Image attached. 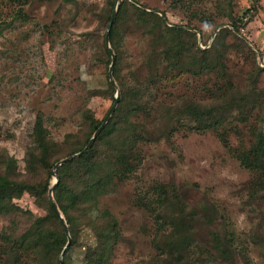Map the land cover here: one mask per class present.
Returning <instances> with one entry per match:
<instances>
[{"label":"rangeland","instance_id":"obj_1","mask_svg":"<svg viewBox=\"0 0 264 264\" xmlns=\"http://www.w3.org/2000/svg\"><path fill=\"white\" fill-rule=\"evenodd\" d=\"M79 1L84 4L81 10L65 0H0L4 19L10 21L19 9L27 15L0 35V153L13 157L14 174L19 179L49 180L51 186L55 182L40 162L28 167L32 159L29 152L36 148L33 134L38 113L54 142L50 154L54 158L78 145V138L86 137L90 118L103 122L117 88L121 90L115 80L118 87L108 92L107 70L93 63V49L84 42V34L98 27L96 13L107 0ZM140 1L166 11L169 25L193 22L197 28H186L197 32L202 49L210 47L221 28H232L215 0H195L191 5L175 0ZM253 5L257 10L244 17V11ZM235 15L242 21L239 30L224 41V65L212 72L169 75L160 82L158 102L175 103L189 96L208 105L224 106L217 102L218 91L238 87L255 94L249 75L257 65L264 68V0H236ZM190 42L194 50L196 41ZM124 44L130 62L138 64L144 56L136 34L128 36ZM125 84H133V80L126 77ZM257 87V92L264 93V72ZM221 112L224 120L216 128H203L194 119L182 117L170 135H158L155 130L158 115L142 116L155 136L139 143L134 171L98 202V214L102 209L111 210L120 222L122 240L112 264H264V168L251 154L255 133L263 125L264 106H257L245 120L235 109ZM35 153L40 152L37 149ZM164 186L178 187L187 210L197 211L199 216L192 222L195 239L183 263L161 240V233L172 229L161 213L159 196ZM17 202L34 217L46 212L28 192ZM30 217L0 216V231L20 235L31 223ZM88 238L98 240V230L85 228L80 241ZM81 251L78 244L70 264H86ZM4 257L0 264H5Z\"/></svg>","mask_w":264,"mask_h":264},{"label":"trees","instance_id":"obj_2","mask_svg":"<svg viewBox=\"0 0 264 264\" xmlns=\"http://www.w3.org/2000/svg\"><path fill=\"white\" fill-rule=\"evenodd\" d=\"M18 1L27 3L30 0ZM65 1L75 4L78 10L84 7L79 0ZM115 1H106V5L96 13L98 27L84 34L85 46L93 49L91 60L93 63L98 62L105 66L108 78L112 56L106 43V32ZM192 1L195 0H175L177 4L182 5H191ZM235 1L215 0L219 13L228 18L232 28L224 27L217 31L214 41L207 49L198 46L197 32L186 28H197L193 22H187L186 25H169L170 19L166 11L152 8L140 0L122 1L110 35L111 46L117 56L113 75L121 86L119 103L93 145L56 170L59 180L53 195L68 223L71 235V243L63 255L64 264H70L72 251L78 244L82 245L81 253L86 264H112V256L122 240L120 222L111 210L102 209L98 214V202L101 196L114 190L118 184L124 183L134 171L135 160L139 155V143L143 140H151L155 136V131L149 129L142 121L144 116L146 118L151 114L158 115L159 118L154 122L155 130L158 135H170V131L176 129L175 125L182 117L194 119L203 128L213 129L224 120L221 109H235L242 120H245L257 106L263 108L264 93L256 90L264 68L258 65L249 75L255 94L249 93L248 90L241 91L238 87L222 92L217 90L219 96L217 102H223L224 106L208 105L189 96L188 98L182 96L181 101L175 103L157 100L160 82L169 75L175 78L187 72L192 74L212 72L224 65L223 50L226 49L224 41L229 34L239 30V22L242 21V18L235 15ZM252 1L256 2V0ZM254 10H257L256 5L247 8L243 16L252 15ZM14 11L10 21L4 19L0 12V35L3 34L4 29L11 27L14 21L19 18L26 19L27 15L22 9ZM73 15L75 17L76 13ZM131 34H136L137 45L140 47L141 55L144 56L135 65L128 59L124 44ZM191 39L196 41L194 50ZM126 77H130L133 84L126 85ZM107 90L110 93L115 91V85L110 80ZM250 103L251 110H249ZM261 115L260 122L263 125L255 133L251 154L264 168V112ZM85 116L87 117L86 114ZM160 117L164 120L159 121ZM101 123V119L90 118L86 125V137L81 139L76 136L79 139L78 145L53 158L50 154L54 142L44 124L42 114L38 113L33 134L36 137V148L29 152L32 159L29 158L28 167H35L36 163L40 162L47 168V176L51 178L55 164L63 158L82 151ZM37 149L39 155L35 153ZM1 162L5 163V167ZM14 173L13 157L1 152L0 216L21 217L28 214L31 216V223L20 235L4 229L0 231V260L5 256V264H61L60 255L67 245L68 235L49 199L51 182L19 179ZM25 192L36 197L38 204L46 210L44 215L34 217L32 212H24L21 209L17 200ZM160 192L161 213L165 223L172 227L171 231L161 233V240L165 242V247L169 251H173L176 260L183 263L185 257L190 255L189 248L195 239L192 222L199 216L197 211L187 210L179 196L178 187H160ZM85 228L97 229L98 240L93 241L88 238L81 242L80 238ZM161 240L157 241L159 246ZM262 240L261 244H264V237Z\"/></svg>","mask_w":264,"mask_h":264},{"label":"water","instance_id":"obj_3","mask_svg":"<svg viewBox=\"0 0 264 264\" xmlns=\"http://www.w3.org/2000/svg\"><path fill=\"white\" fill-rule=\"evenodd\" d=\"M123 0H116V3H115V6L113 8V11H112V15H111V19H110V23H109V26H108V29H107V32H106V43L109 47V50L111 52V56H112V62H111V65H110V68H109V77H110V81L115 85V87L117 88V83L115 81V78H114V75H113V70H114V66H115V63H116V59H117V56H116V53L114 51V49L112 48L111 46V42H110V35H111V30H112V27L118 17V13H119V10H120V6H121V3H122ZM120 90L117 88V95L115 96V101L113 103V105L111 106L109 112L107 113L106 117L104 118L103 122L101 123V125L97 128V130L94 132L93 136L91 137V139L89 140V142L87 143V145L85 146V148L80 151V152H77L71 156H68L66 158H63L61 159L60 161H58L56 164H55V167L52 171V174L53 176L55 177V182L54 184L49 188V199H50V202H51V205L53 207V209L55 210V212L58 214V216L60 217L62 223H63V226L65 228V232L66 234L68 235V242H67V245L65 246L63 252H62V256H61V264H64L63 263V255L64 253L66 252L67 250V247L70 245L71 243V235H70V230H69V226H68V223L66 221V219L64 218V216L62 215L55 199H54V195H53V192H54V188L59 180V176L58 174L56 173V170L57 168L66 163L67 161L69 160H72L75 156H78V155H81L83 154L86 150H88L94 143V141L96 140L97 136L100 134V132L103 130V128L105 127V125L108 123V121L110 120L113 112L115 111L118 103H119V100H120Z\"/></svg>","mask_w":264,"mask_h":264}]
</instances>
